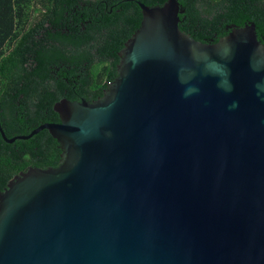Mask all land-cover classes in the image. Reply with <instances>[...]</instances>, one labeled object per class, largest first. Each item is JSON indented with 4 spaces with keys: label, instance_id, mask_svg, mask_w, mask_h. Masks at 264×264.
I'll return each instance as SVG.
<instances>
[{
    "label": "water",
    "instance_id": "95a60500",
    "mask_svg": "<svg viewBox=\"0 0 264 264\" xmlns=\"http://www.w3.org/2000/svg\"><path fill=\"white\" fill-rule=\"evenodd\" d=\"M136 4L108 79L61 98L59 158L0 190V264H264V46L179 30L177 0Z\"/></svg>",
    "mask_w": 264,
    "mask_h": 264
},
{
    "label": "trees",
    "instance_id": "16d2710c",
    "mask_svg": "<svg viewBox=\"0 0 264 264\" xmlns=\"http://www.w3.org/2000/svg\"><path fill=\"white\" fill-rule=\"evenodd\" d=\"M136 1L165 0H0V127L7 138L56 122L54 102L85 100L106 82L139 24ZM177 2L182 32L213 42L230 25L251 22L264 46V0ZM59 152L45 129L10 143L0 137V189L28 166L58 159Z\"/></svg>",
    "mask_w": 264,
    "mask_h": 264
},
{
    "label": "flooded vegetation",
    "instance_id": "af4514ba",
    "mask_svg": "<svg viewBox=\"0 0 264 264\" xmlns=\"http://www.w3.org/2000/svg\"><path fill=\"white\" fill-rule=\"evenodd\" d=\"M0 128H1V127H0ZM32 129H33V128H32ZM32 129H31V130H32ZM1 130H2V129H1ZM29 132H30V131H29ZM29 132H28V133H29ZM20 135H25V134H20ZM14 136H17V135H14ZM14 136H12V137H14ZM0 137H1V136H0ZM5 137H6V136H5ZM6 138H7V137H6ZM8 138H11V137H8ZM26 139H27V138H26ZM2 140H3V139H2ZM14 140H15V139H14ZM5 142H6V141H5ZM11 142H12V141H11ZM9 143H10V142H9ZM28 167H30V166H28ZM2 188H3V187H2ZM2 188H1V189H2ZM1 189H0V190H1Z\"/></svg>",
    "mask_w": 264,
    "mask_h": 264
}]
</instances>
